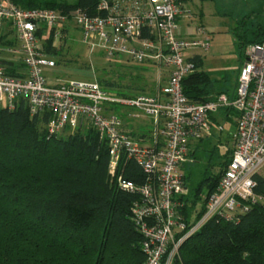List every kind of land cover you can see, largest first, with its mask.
<instances>
[{
	"label": "built area",
	"instance_id": "built-area-1",
	"mask_svg": "<svg viewBox=\"0 0 264 264\" xmlns=\"http://www.w3.org/2000/svg\"><path fill=\"white\" fill-rule=\"evenodd\" d=\"M98 11L101 16L67 15L0 0V36L12 34L16 40L0 50L9 56L0 60L23 65L17 77L0 63V107L14 110L24 99L31 115L48 112L49 137L93 128L109 146L110 175L121 190L139 195L132 218L142 236V264H177L185 242L212 220L236 223L263 200L254 188L255 177L264 171V41L245 48L231 96L197 103L184 94L183 81L197 72L194 59L199 50L209 51L210 38L201 27L181 36L180 21L191 15L184 0H100ZM71 25L90 54L100 50L109 61L125 57L140 65L153 61L165 71V83L134 97L120 96L97 79L51 85L44 69L56 65L46 45L51 37L52 48H59ZM128 113L146 119L149 133L135 135ZM226 118L234 127L231 161L217 189L186 216L191 191L186 168L196 162L193 154L202 140L213 137L214 130L225 131ZM125 157L141 167L142 184L117 174Z\"/></svg>",
	"mask_w": 264,
	"mask_h": 264
},
{
	"label": "trees",
	"instance_id": "trees-1",
	"mask_svg": "<svg viewBox=\"0 0 264 264\" xmlns=\"http://www.w3.org/2000/svg\"><path fill=\"white\" fill-rule=\"evenodd\" d=\"M99 2L14 0L23 9H55L67 15L79 11L91 17L102 15ZM260 34L255 39L264 32ZM263 41L264 37L242 42V49ZM65 42L55 49L52 38L48 39L46 51L56 66L65 61ZM194 61L197 72L183 81L189 99L205 103L221 94L232 95L234 90H215L212 78L202 70L201 56ZM0 63L8 66V74L21 76V63ZM97 80L123 97L148 92ZM49 118L48 112L31 115L24 99L14 110L0 107V264H142V236L132 218L139 195L121 190L110 175L108 144L93 128L49 137ZM226 120L232 126V119ZM232 143L231 132L225 154H221V138L213 146L212 155L219 162L204 170L192 194L194 200L184 209L186 216L197 207L200 193L209 195L217 189L223 169L231 161ZM117 174L137 185L145 180L141 167L126 157ZM190 178L186 173L187 183ZM254 192L262 197L261 203L236 223L212 220L185 242L177 264H264V173L255 177Z\"/></svg>",
	"mask_w": 264,
	"mask_h": 264
},
{
	"label": "rangeland",
	"instance_id": "rangeland-1",
	"mask_svg": "<svg viewBox=\"0 0 264 264\" xmlns=\"http://www.w3.org/2000/svg\"><path fill=\"white\" fill-rule=\"evenodd\" d=\"M51 1L72 4L77 0ZM184 1L187 9L191 12L186 20L193 23L194 31L201 27L210 38L209 51L199 50L203 60L202 70L212 78L216 91L229 90L232 92L235 89L244 58L242 42L247 41L249 43L264 37L263 34L262 37L255 39V36L264 32V0ZM72 25L74 24L72 23ZM72 25L69 30V37L65 42L64 63L44 69L51 85L67 79H108L121 85L154 92L165 83V71L158 69L153 61L140 65L125 57L109 61L100 50L90 54L87 46L82 43L80 31ZM180 26L183 28L182 24ZM15 41L12 34L5 35L0 40V50L15 46ZM0 58L7 59L9 56L0 51ZM125 118L134 134L149 133L150 125L146 119L137 118L131 113L125 115ZM231 132H234V127L231 125H226L223 133L214 130V136L201 144V150L196 154V162L187 166L186 171L191 176L188 181L191 201L194 200L192 194L198 189L204 170L211 169L219 162L212 155L213 146L221 138L223 142L221 154H225L227 149L225 142ZM204 195L206 193L199 194V205L204 202L202 200ZM199 205L197 206L198 209Z\"/></svg>",
	"mask_w": 264,
	"mask_h": 264
},
{
	"label": "crops",
	"instance_id": "crops-1",
	"mask_svg": "<svg viewBox=\"0 0 264 264\" xmlns=\"http://www.w3.org/2000/svg\"><path fill=\"white\" fill-rule=\"evenodd\" d=\"M186 4V3H185ZM180 24L183 25V28L182 26H180V29H181V36H192L193 32H194V29H193V23L191 21H188V20H181L180 21ZM185 27V28H184ZM202 55V54H200ZM202 57V56H201ZM131 128V127H130Z\"/></svg>",
	"mask_w": 264,
	"mask_h": 264
}]
</instances>
